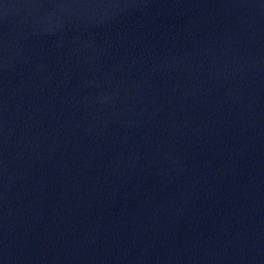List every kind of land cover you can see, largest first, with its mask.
<instances>
[{"label": "water", "instance_id": "water-1", "mask_svg": "<svg viewBox=\"0 0 264 264\" xmlns=\"http://www.w3.org/2000/svg\"><path fill=\"white\" fill-rule=\"evenodd\" d=\"M0 264H264V0H0Z\"/></svg>", "mask_w": 264, "mask_h": 264}]
</instances>
